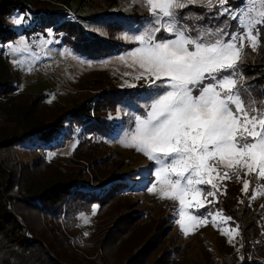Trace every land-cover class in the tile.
Returning a JSON list of instances; mask_svg holds the SVG:
<instances>
[{
	"label": "trees",
	"instance_id": "trees-1",
	"mask_svg": "<svg viewBox=\"0 0 264 264\" xmlns=\"http://www.w3.org/2000/svg\"><path fill=\"white\" fill-rule=\"evenodd\" d=\"M115 1H105L108 5L102 8L106 16L104 9L92 6L91 23L79 31L69 23L58 24L68 34L65 43L88 58L116 51L120 41L114 33L119 34V30L141 16L130 19L128 15L121 20L124 22H112L121 12L114 10ZM237 3L238 0H228V5ZM23 4L20 0H0V21L12 12L20 13ZM201 8L189 5L180 14L205 17H188L196 22L227 23L213 10L204 15ZM14 36L0 23V46ZM244 51L239 71L251 96L264 100V35L256 52L248 47ZM13 77L7 57L0 51V264H173V240L162 239L160 220L142 224L143 229H138L140 239L127 241L138 215L130 212L132 203L120 200L126 188L122 175L114 170L106 180L107 176L91 174L87 181L79 165L73 167L75 163L69 159L62 162L45 157L46 152L63 149L74 141L71 156L79 158L83 150H102L100 162L116 166L118 155L102 140L107 138L109 127L103 119L95 118L91 99L74 102L70 108L58 102L47 104L44 94L19 92L17 84L12 83ZM24 147L30 148L34 156L21 162L15 149ZM45 168L50 173L36 181L38 172ZM93 207L94 220L87 235H82L78 216L89 215ZM227 215L235 226H240L238 252H226L219 259L205 255V264H264V243L256 241V212L246 206L228 208Z\"/></svg>",
	"mask_w": 264,
	"mask_h": 264
},
{
	"label": "snow or ice",
	"instance_id": "snow-or-ice-1",
	"mask_svg": "<svg viewBox=\"0 0 264 264\" xmlns=\"http://www.w3.org/2000/svg\"><path fill=\"white\" fill-rule=\"evenodd\" d=\"M142 2L147 6L149 27L131 37L137 47L128 55L141 69L135 79L146 82L150 102L134 116L121 143L153 162L154 171H146L156 179L148 181L152 186L147 191L179 202L175 222L187 236L189 226L211 223L217 227V216L224 222L232 220L222 210L196 214L218 203V192L224 194L217 181L233 177L240 181L242 174H251L264 184V100L251 96L239 71L245 47L256 52L261 46L264 0H238L236 6L218 0L216 15L239 20L237 29L231 31L220 27L197 30L184 23L179 10L203 6L205 0ZM207 7L213 10L212 0H207ZM24 20L20 16L12 22L19 25ZM161 32L166 35L158 39ZM242 184L241 191L248 193L251 181L245 178ZM201 186H210L206 195ZM250 199H255V193ZM80 215L87 224L88 219ZM239 227L221 234L232 243V233L239 235Z\"/></svg>",
	"mask_w": 264,
	"mask_h": 264
},
{
	"label": "rangeland",
	"instance_id": "rangeland-1",
	"mask_svg": "<svg viewBox=\"0 0 264 264\" xmlns=\"http://www.w3.org/2000/svg\"><path fill=\"white\" fill-rule=\"evenodd\" d=\"M20 1L24 2L23 5L25 6L22 11L20 13L12 12L0 21L2 26L15 35L13 40L0 46V51L7 57V62L15 73L12 83L17 84L19 92L44 94L47 96V104L58 102L67 108H70L74 102L90 98L91 107L94 106L95 118L103 119L102 121L109 127L107 138L102 140L118 155L119 162L115 167H112L111 163L107 161L100 162L102 150V153H87V150H83L79 158L75 155L71 156L70 153L75 150L74 141L67 143L63 149L46 152V159L50 160L55 157L62 162L69 159L75 163L73 167L79 165L87 181L91 180V174L107 176L106 180L114 170L122 175L126 188L125 192L119 196L121 197L120 200L132 203L130 212L138 215L137 221L133 224L135 230L128 234L127 241L130 243L140 239L142 224H146L149 220H160L163 229L162 239L171 238L173 240L171 245L173 264H205V255L219 259L226 252L237 253L239 235L232 233V243H229V236L221 234L222 232H229L236 226L232 220L224 222L220 216L216 217L217 227H213L211 223L207 226H197L194 229L189 226V235L185 236L175 222L179 219L177 211L179 202L167 198L159 199L158 192L153 194L147 191V188L152 186L148 181L155 182L156 179L154 176H149L148 171H146H154L153 162L133 148L125 147L121 143L134 116L141 114L145 104L150 102L146 82L135 79L141 69L138 65L133 64L132 58L128 55L137 47L131 37L142 33L149 27L146 20V17L149 16L147 6L142 0L115 1L114 10L121 12L115 15L112 22H124L121 20L126 19L125 17L128 15L131 16L130 19L140 15L141 19L138 21L134 19V23L119 30V34L114 33L120 41L116 51L96 55L93 58L82 56V53L68 46L65 43V37L68 34L65 33L63 27L60 28L57 25L69 23L75 27V31H79L83 25L91 23L94 15L91 12L93 11L92 6H96L97 9H104L102 7L108 5L106 0ZM212 4L213 13H216L219 7L218 0H212ZM201 7L200 10L205 11L203 12L204 15L208 12L212 13L207 7V0ZM104 11L106 16V10L104 9ZM185 15L182 14L184 23L197 30L220 27L231 31L236 30L239 23V21L228 20L226 17H224L227 20L225 24L203 20L196 22L189 18L194 19L197 16L188 15V18ZM20 16L25 17L24 22L19 25L14 24L12 21ZM107 21L109 20L107 19ZM165 35L166 33L161 32L157 38ZM67 39L72 40V38ZM42 60L59 63L62 66L63 85H57L33 75L26 77L23 74L25 79L21 75L24 70L28 69L26 67ZM41 83L48 86L49 89ZM129 85H135V87H129ZM15 152L21 162L31 160L34 156L28 147L16 148ZM49 170V168H45L39 171V176L36 175V181L39 182L41 178L47 176L50 173ZM245 178L251 181L248 193L241 191L242 180ZM217 183L220 185L221 192L224 193H217L218 203L209 205L207 209L201 208L196 214L207 216L209 211L215 213L217 210H222L223 216L229 217L227 215L228 208L250 207L259 216V232L256 241L264 243V184L251 174L247 177L242 174L240 181L233 177L231 180L217 181ZM159 187L160 185L157 184L158 189ZM201 187L205 188V195L206 191L210 190V186ZM253 193H255V199H250ZM200 199L203 200L204 196H201ZM212 199V197H207V200ZM84 217L88 219L87 224H84V218H81V215L78 216L77 223L78 231L82 235L86 233L94 220V214L91 212ZM208 218L211 221L212 218ZM123 247L124 245L121 248Z\"/></svg>",
	"mask_w": 264,
	"mask_h": 264
},
{
	"label": "built area",
	"instance_id": "built-area-1",
	"mask_svg": "<svg viewBox=\"0 0 264 264\" xmlns=\"http://www.w3.org/2000/svg\"><path fill=\"white\" fill-rule=\"evenodd\" d=\"M239 21V20H237ZM26 71L21 75L26 79L29 75L38 77L40 79L49 80L54 84L63 85L62 66L59 63L47 62L45 60L39 61L33 65H29ZM26 76H24V75Z\"/></svg>",
	"mask_w": 264,
	"mask_h": 264
},
{
	"label": "crops",
	"instance_id": "crops-1",
	"mask_svg": "<svg viewBox=\"0 0 264 264\" xmlns=\"http://www.w3.org/2000/svg\"><path fill=\"white\" fill-rule=\"evenodd\" d=\"M42 84V83H41ZM45 88H48L49 89V87L48 86H45V84H42Z\"/></svg>",
	"mask_w": 264,
	"mask_h": 264
}]
</instances>
